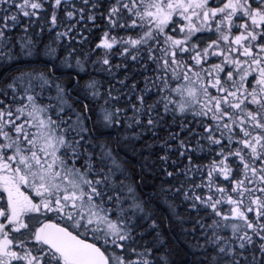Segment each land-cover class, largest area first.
Masks as SVG:
<instances>
[{"label": "snow or ice", "instance_id": "obj_1", "mask_svg": "<svg viewBox=\"0 0 264 264\" xmlns=\"http://www.w3.org/2000/svg\"><path fill=\"white\" fill-rule=\"evenodd\" d=\"M0 264H264V0H0Z\"/></svg>", "mask_w": 264, "mask_h": 264}]
</instances>
